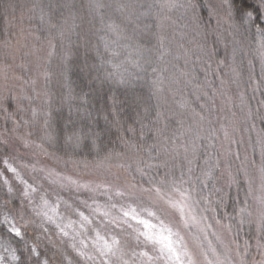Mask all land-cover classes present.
<instances>
[{
	"label": "trees",
	"instance_id": "1",
	"mask_svg": "<svg viewBox=\"0 0 264 264\" xmlns=\"http://www.w3.org/2000/svg\"><path fill=\"white\" fill-rule=\"evenodd\" d=\"M231 3L0 0V242L18 257L0 247V264H65L8 169L34 145L71 172L129 153L127 183L184 178L244 264H264V227L251 231L244 217L239 167L264 165V0ZM222 122L233 129L228 151Z\"/></svg>",
	"mask_w": 264,
	"mask_h": 264
},
{
	"label": "rangeland",
	"instance_id": "2",
	"mask_svg": "<svg viewBox=\"0 0 264 264\" xmlns=\"http://www.w3.org/2000/svg\"><path fill=\"white\" fill-rule=\"evenodd\" d=\"M250 87L255 88V85L250 84ZM225 90L224 98H226V102H229L232 99L227 95V87ZM258 91L256 87L255 94ZM238 96L241 100L244 90H241ZM241 109H245V106H242ZM243 112L246 114L245 110ZM246 117L248 118V116ZM224 125L225 122H222L219 126L222 133L221 141L223 140V147L228 151V139H231L233 129L229 130ZM186 149L187 147H183L181 151H186ZM21 153L15 155L8 166L11 179L17 184L16 189L23 195L26 205L31 210L33 221H29L31 224L35 222L38 228L45 231L46 239L56 246L59 260L63 259L65 264L69 260H71L69 264H100L99 248L94 243L97 240V232L100 237L109 242L114 237L119 239L127 253L125 259H129L133 251L137 253L148 251L152 256L157 255L153 245H146L143 237L139 243L133 238L135 236L133 228L140 227L143 230L142 226H138L137 222L132 221L130 217L127 219L132 224V228H128L123 223L125 218H123L122 210L129 211L131 208H135L141 218L151 219L153 223H157L155 217H149L146 212L141 211L148 208L156 212L157 216L164 219L166 223L171 222L174 229L178 227L189 249L197 253L194 257L197 264H203V257L198 254L202 249L205 251L215 249L225 259V264H241V256L236 251L232 231L229 230L225 222L221 223L217 221L215 215H211V206H208L204 198L197 196L195 191L192 193L194 199L200 201L195 205L199 223L190 224L187 227L183 225L178 210L166 202L169 196L179 199V194L174 191L175 186H179L185 191L192 189L190 184H186L184 178L164 179L148 185L127 183L122 166L131 156L129 153H119L84 165L82 170H76L77 173L53 165L50 159H47L48 156L45 155L44 150L38 146L34 145L31 149L25 148ZM239 167L243 172V175L240 174V176L243 177L241 185L245 191L246 201L243 200L248 208L244 212V217L249 224L251 223V231L258 232L261 228L260 216L264 213V204L260 202V198L264 196V180L258 170H261V167L260 164H251L246 159H239ZM11 169H15V172ZM2 176L4 182L7 181L9 185L8 177L3 173ZM29 185L37 191L32 192L28 188ZM157 187L163 190V199L155 192L154 189ZM148 189H152V191H148ZM26 190L29 193L27 197L24 195ZM118 192L122 195H117ZM41 197L49 202L47 208L41 207ZM57 204L59 207L58 214L54 216L55 223L48 221L42 215H37L42 211H48L50 216L53 215L51 208ZM80 213H83L89 220H84ZM104 213H108V215L105 216ZM112 220L119 222L120 226L112 223ZM57 224L64 228L68 233L67 236L60 232L56 227ZM73 244L76 245V248L72 247ZM80 248H83L93 259L81 257L77 251ZM131 258L136 259L135 257Z\"/></svg>",
	"mask_w": 264,
	"mask_h": 264
},
{
	"label": "snow or ice",
	"instance_id": "3",
	"mask_svg": "<svg viewBox=\"0 0 264 264\" xmlns=\"http://www.w3.org/2000/svg\"><path fill=\"white\" fill-rule=\"evenodd\" d=\"M225 5L231 10L232 3L231 0H224ZM243 16L248 17L249 19L252 17L251 11H244ZM155 71V70H153ZM109 76L112 73L108 74ZM120 82H123V77L121 76ZM35 115V111H34ZM47 123V121H45ZM15 172V169H11ZM262 180H264V166L261 168ZM7 183V181H5ZM32 192L37 191V189L32 188L31 185L28 186ZM155 192L162 199L164 198L163 190L159 187L154 189ZM11 191V189H9ZM148 191H152V189H148ZM174 191L179 194V199H173L171 196L167 198V203L171 205V207L178 210L180 214V218L185 227L190 224H198L199 220L196 215L195 205H197L200 201L194 199L192 193L195 189H191L188 191L182 190L179 186L174 187ZM28 191L26 190L24 195L28 196ZM117 195H122V193H117ZM42 199V208H47L49 202L41 197ZM261 204H264V196L260 198ZM59 205H55L51 208V212L53 215H49L48 211L38 212L37 215H42L48 221L55 223L54 216L58 214L57 209ZM114 207V205H113ZM141 211L146 212L149 217H155L157 223H153L151 219H144L139 216V213L136 212L135 208H131L129 211H123V223L127 225L128 228H132V224L128 222L127 218H131L132 221H136L138 226H142L143 230L140 227L133 228L135 232V236L133 237L137 243L141 241V237H143L144 243L152 244L154 250L157 251V255L152 256L148 251H141L139 253L133 251L131 257H135L136 259H125L127 253L124 251L121 246V241L117 238H113L111 242L105 240L103 237H100L97 232V240L94 243L99 248L98 256L100 257V264H197V260L194 258L197 253L192 252L188 244L185 242V238L181 235L180 229L177 227L174 229V226L171 222L166 223L164 219H161L160 216H157L156 212L144 208ZM243 211V210H242ZM81 217L84 220H89L88 217L84 216L83 213H80ZM105 216L108 213H104ZM202 219V218H201ZM90 222V221H89ZM112 223H116L117 226H120V223L116 220H112ZM3 223L8 225V232L14 234L16 237L23 239L25 233L21 231L20 227H17L14 223H10L8 218L5 217ZM260 225L264 227V213L260 216ZM56 227L60 230V232L67 236L68 233L64 230V228L57 224ZM130 235V233H129ZM102 241V243H101ZM83 245V242H81ZM7 245V246H6ZM260 247H264V245H259ZM0 247H5L6 251H11L12 259H18L15 255V249H11L10 245H8L7 241L0 242ZM73 248H76V245H72ZM31 251L33 253L36 252L35 246L32 247ZM78 254L81 257H87L88 259H93V257H89L88 253L83 250V248L77 249ZM201 257H203V264H225V259L222 258L221 254H218L215 249H211L210 251L201 250L198 253ZM211 257V258H209ZM2 260V257H0ZM47 264V262H45ZM241 264H244L243 259H241Z\"/></svg>",
	"mask_w": 264,
	"mask_h": 264
}]
</instances>
